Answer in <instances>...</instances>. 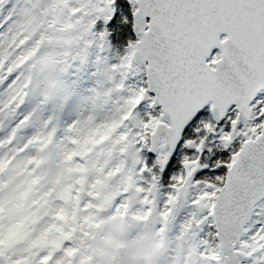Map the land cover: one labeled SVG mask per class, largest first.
<instances>
[{
  "label": "snow or ice",
  "instance_id": "6c2138e0",
  "mask_svg": "<svg viewBox=\"0 0 264 264\" xmlns=\"http://www.w3.org/2000/svg\"><path fill=\"white\" fill-rule=\"evenodd\" d=\"M0 264H264V0H0Z\"/></svg>",
  "mask_w": 264,
  "mask_h": 264
}]
</instances>
